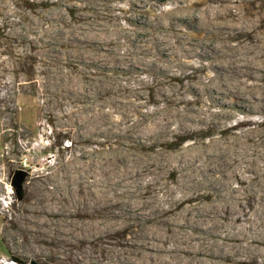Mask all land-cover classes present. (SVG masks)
Wrapping results in <instances>:
<instances>
[{
  "label": "rangeland",
  "instance_id": "374dc122",
  "mask_svg": "<svg viewBox=\"0 0 264 264\" xmlns=\"http://www.w3.org/2000/svg\"><path fill=\"white\" fill-rule=\"evenodd\" d=\"M11 260L264 264V0H0Z\"/></svg>",
  "mask_w": 264,
  "mask_h": 264
},
{
  "label": "bare ground",
  "instance_id": "6f19581e",
  "mask_svg": "<svg viewBox=\"0 0 264 264\" xmlns=\"http://www.w3.org/2000/svg\"><path fill=\"white\" fill-rule=\"evenodd\" d=\"M87 195L90 196L91 194L87 192ZM59 200L63 201L65 200V197L60 195ZM87 200L88 201L84 203L82 208H72L71 205L68 208L62 207L57 212L60 220L68 222L75 228H78L79 226H91L96 224L97 222L104 223V220H106L107 216L116 214L109 213V210L106 209V205L103 203L104 196L100 195L99 193L96 197H93V199L90 198V200ZM78 242L79 244H82L83 242H85V238L83 236H80ZM71 244L77 246L76 241L71 242Z\"/></svg>",
  "mask_w": 264,
  "mask_h": 264
},
{
  "label": "water",
  "instance_id": "95a60500",
  "mask_svg": "<svg viewBox=\"0 0 264 264\" xmlns=\"http://www.w3.org/2000/svg\"><path fill=\"white\" fill-rule=\"evenodd\" d=\"M29 175L28 171L17 168L14 171V174L11 178V185L14 189L15 196L17 200H21L24 195V184L26 182V178ZM31 264H35L33 261Z\"/></svg>",
  "mask_w": 264,
  "mask_h": 264
},
{
  "label": "built area",
  "instance_id": "2783aa9c",
  "mask_svg": "<svg viewBox=\"0 0 264 264\" xmlns=\"http://www.w3.org/2000/svg\"><path fill=\"white\" fill-rule=\"evenodd\" d=\"M6 264H17V262H16V261H13V260H11V261H8V262H6Z\"/></svg>",
  "mask_w": 264,
  "mask_h": 264
},
{
  "label": "trees",
  "instance_id": "16d2710c",
  "mask_svg": "<svg viewBox=\"0 0 264 264\" xmlns=\"http://www.w3.org/2000/svg\"><path fill=\"white\" fill-rule=\"evenodd\" d=\"M15 260H17L18 262H20V260H19V259H17V258H15Z\"/></svg>",
  "mask_w": 264,
  "mask_h": 264
}]
</instances>
